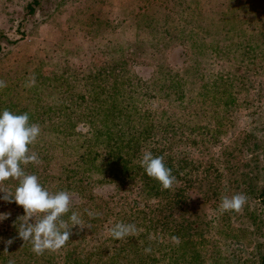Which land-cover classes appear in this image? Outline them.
<instances>
[{"label":"rangeland","instance_id":"rangeland-1","mask_svg":"<svg viewBox=\"0 0 264 264\" xmlns=\"http://www.w3.org/2000/svg\"><path fill=\"white\" fill-rule=\"evenodd\" d=\"M30 1L0 0V80L6 83L0 89V112L28 113L29 122L36 124L42 121L31 116H38L44 119V125L39 124L41 130H65L66 134L53 141L38 138L30 151L43 155L56 149L64 172L78 171L93 179L107 176L108 170H103L99 161L91 168L85 159H77L78 154H100V148L97 150L89 138L74 141V135L67 136L65 117L58 118L62 115L59 109L66 106H57L53 101L56 95H49V91L53 77L64 66L77 71L72 81L80 79L83 83L91 65L102 64L106 52L114 46L120 61L127 60L126 64L136 66V70L138 67V74L145 79L154 74L156 80L159 110L139 103L131 107L140 110L143 130H148L144 141L157 143L167 137L183 141L179 149L185 148L191 159L205 163L214 158L221 173L218 208L226 196L247 197L242 211L233 212L235 234L227 238L218 235L219 225L210 218L220 210L211 208L216 203L208 189L202 186L188 191L192 200H210L206 214L212 229L204 237L210 263L206 264H250L256 260L257 254L264 252V216L255 198L264 183V0H39L34 13L28 14ZM165 28L179 30V40H167ZM33 76L35 84L29 87ZM177 85L180 87L172 91ZM109 89L107 83L96 92L103 97ZM70 90L76 92L71 84L67 95ZM181 96L187 105L185 112L177 108ZM99 103V99L92 101L86 113L95 116L103 110L105 106L101 109ZM75 109L78 107L66 110L72 113ZM46 116H52V120ZM87 126L95 128L92 123ZM163 129L169 134H163ZM229 152L232 168L227 160ZM30 170V166H24L26 174L36 175L40 182L38 170ZM54 172L58 174L60 169ZM18 184V180L9 179L2 187L14 193ZM109 187L112 192L114 186ZM3 195L0 193V197ZM16 207L20 206L0 198V215L7 216L0 221V259L21 253L18 242L7 244L8 240L17 241L15 234L21 221L12 220L19 215ZM259 220L260 229L256 231ZM3 230L9 235L1 233ZM176 255L157 252L154 264H175ZM23 261L32 264L30 259Z\"/></svg>","mask_w":264,"mask_h":264},{"label":"trees","instance_id":"trees-1","mask_svg":"<svg viewBox=\"0 0 264 264\" xmlns=\"http://www.w3.org/2000/svg\"><path fill=\"white\" fill-rule=\"evenodd\" d=\"M39 5V0H31L26 6L27 13L33 14ZM165 32L167 40H179V30L165 28ZM1 50L0 45V52ZM129 55L131 56V53ZM130 56L127 57L128 60L133 59ZM126 61H120L114 46H111L102 64L91 65L83 83L80 79L71 80L77 73L72 67L64 66L59 70V74L53 77L49 95H56L53 101L58 104L57 106H66L67 110L78 107L72 113L64 108L59 109L62 115L59 114L58 118L62 116L60 119L62 120L65 117L64 121L67 122V136L74 135L76 137L74 141H81V138L87 141L89 138L96 149L100 148L97 149L100 154L91 157V155L86 156L85 153L80 156L78 154L80 151L76 147L77 159H85L91 168H94L95 162L99 161L102 163L101 168L108 170V173L100 179H93L82 176L78 171L64 172L65 168L61 163V157L55 152L56 149L52 153L48 151L43 155L37 154L41 163L28 166L33 172L38 170L41 177L40 184L49 192L66 190L75 194L72 197L70 211L63 219L68 220L71 213L76 212L83 228L76 226L71 229L72 235L62 249L57 252L45 251L43 255L34 254L31 251L32 245L28 242L24 243L17 232L15 234L17 241L13 242L20 244L21 253L14 254L9 259L6 257L0 259V264H10V262L26 264L23 259H30L32 264H154L157 252L171 257L177 254L176 262L182 259V264L210 263L206 260L205 247L208 246L204 238L212 229V221H208L209 216L206 214L210 200H192L188 196V191L205 186L212 195L211 200L216 203L211 208L217 211L219 209L217 204L222 194L219 183L221 173L215 167L217 164L214 158L211 157L204 163L201 160L191 159L185 148L179 149L183 141L168 140L166 135L163 136L166 138L164 141L157 143L144 141L148 130H143L140 110L136 108L132 110L131 107L139 103L159 110L156 100L158 93L154 87L156 80L154 74L147 79L140 76L139 68L137 67L136 70V66L126 64ZM107 83L110 92L101 97L96 90ZM69 84L76 92L70 90V94L67 95L66 89ZM176 87L172 86V91L180 86ZM50 97L53 99V96ZM182 98V96L179 98L181 101L177 108L185 112L187 105L183 103ZM98 99L99 108L102 109L104 106L105 108L99 110L95 116L86 113L89 104ZM67 100L71 102L70 105ZM63 112L66 114L63 115ZM33 118L41 120L42 123L39 124L44 125V119L31 116V119ZM46 118L52 120V116ZM133 122L137 123L131 125ZM87 123H92L95 128L90 130ZM79 125L83 127L77 128ZM162 132L169 134L165 129ZM138 135H140L139 139L136 138ZM57 136L65 138V130L60 133L58 129H42L38 138L43 141H53ZM209 136L213 137V135ZM140 138L143 141H140ZM196 142L193 143L198 144ZM229 149L230 147H227V150ZM145 151H150L153 156H163L165 166L171 169L177 183L169 189H163L158 181L148 177L139 164ZM231 155L232 153L229 152L227 160L232 168ZM54 164L58 167L54 168ZM56 169H60V172L53 175ZM109 185L114 186L111 188L112 192L108 191ZM209 197L210 195L205 198ZM255 198L261 215L264 216V183L256 191ZM16 209L19 215H14L12 220L18 223L24 211L22 207ZM89 213L93 215L90 216ZM232 215L235 214L220 212L210 217L219 225L218 235L232 238L235 234V228L231 225ZM120 222L135 224L137 233L122 240H114L109 234V229ZM260 225L259 220L256 231L260 229ZM69 228H71L70 223ZM1 233L9 235L7 230ZM173 237H178L179 242L174 241ZM149 247L151 252L146 254L145 249ZM255 259L250 264H264V252H259Z\"/></svg>","mask_w":264,"mask_h":264},{"label":"clouds","instance_id":"clouds-1","mask_svg":"<svg viewBox=\"0 0 264 264\" xmlns=\"http://www.w3.org/2000/svg\"><path fill=\"white\" fill-rule=\"evenodd\" d=\"M34 84L33 76L27 86ZM4 87L6 83L0 80V89ZM40 134V125L30 123L28 113L15 114L7 109L0 112V193L4 194L0 198L22 207L24 215L19 217L21 223L18 237L24 243H30L31 251L36 255H43L45 251H59L69 241L71 229L76 226L83 228L76 212H72L68 220L63 219L70 211L74 193L66 190L49 192L40 184L36 175L26 174L24 171V166L41 163L37 154L30 151V146L37 141ZM139 164L146 175L158 181L163 189H169L177 183L171 169L165 166L163 156H153L150 151H145ZM9 179L19 181L14 193L3 190V183ZM246 203L247 197L243 194L230 198L226 196L222 199L219 210L221 213H239ZM6 218V215H0V221ZM33 218L34 222L30 223ZM137 231L135 224L120 222L109 229V234L114 240H122L129 235H135ZM173 240L179 242L178 237H173ZM12 243V240L7 241L8 245ZM150 252V247L145 249L146 254Z\"/></svg>","mask_w":264,"mask_h":264}]
</instances>
